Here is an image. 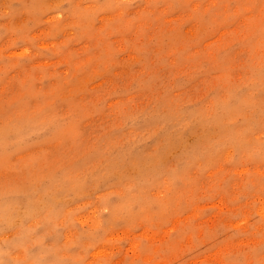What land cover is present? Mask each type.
<instances>
[{"label": "rangeland", "instance_id": "obj_1", "mask_svg": "<svg viewBox=\"0 0 264 264\" xmlns=\"http://www.w3.org/2000/svg\"><path fill=\"white\" fill-rule=\"evenodd\" d=\"M0 264H264V0H0Z\"/></svg>", "mask_w": 264, "mask_h": 264}]
</instances>
